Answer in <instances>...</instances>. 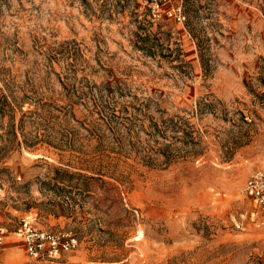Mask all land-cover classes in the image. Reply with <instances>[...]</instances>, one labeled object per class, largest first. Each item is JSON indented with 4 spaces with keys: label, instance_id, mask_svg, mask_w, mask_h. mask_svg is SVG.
<instances>
[{
    "label": "rangeland",
    "instance_id": "rangeland-1",
    "mask_svg": "<svg viewBox=\"0 0 264 264\" xmlns=\"http://www.w3.org/2000/svg\"><path fill=\"white\" fill-rule=\"evenodd\" d=\"M173 3L0 0V264H264V0ZM24 218L78 248L30 259Z\"/></svg>",
    "mask_w": 264,
    "mask_h": 264
},
{
    "label": "built area",
    "instance_id": "built-area-1",
    "mask_svg": "<svg viewBox=\"0 0 264 264\" xmlns=\"http://www.w3.org/2000/svg\"><path fill=\"white\" fill-rule=\"evenodd\" d=\"M153 19L171 18L179 23L186 21L182 6H176L173 0H141ZM245 194L262 212L264 223V172L252 174L244 186ZM8 230L0 228V245ZM22 241L27 256L35 261L55 262L65 253L78 248L80 240L77 235L66 231H54L38 227L32 219L24 218L15 230ZM30 264V263H28Z\"/></svg>",
    "mask_w": 264,
    "mask_h": 264
},
{
    "label": "crops",
    "instance_id": "crops-1",
    "mask_svg": "<svg viewBox=\"0 0 264 264\" xmlns=\"http://www.w3.org/2000/svg\"><path fill=\"white\" fill-rule=\"evenodd\" d=\"M12 242L14 243L19 241L16 240V237L13 240H10V236L8 235L4 237V244H6V246L2 250H0V260H4L3 258H5L6 260L9 259L11 261L17 259V257L19 256V252L17 251L18 246L14 245ZM1 247L2 246H0V248Z\"/></svg>",
    "mask_w": 264,
    "mask_h": 264
}]
</instances>
